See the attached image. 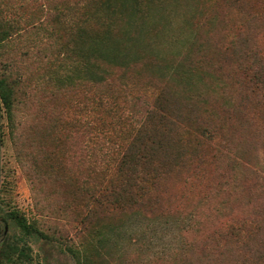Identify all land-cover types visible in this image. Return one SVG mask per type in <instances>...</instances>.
I'll return each mask as SVG.
<instances>
[{
  "label": "trees",
  "instance_id": "obj_1",
  "mask_svg": "<svg viewBox=\"0 0 264 264\" xmlns=\"http://www.w3.org/2000/svg\"><path fill=\"white\" fill-rule=\"evenodd\" d=\"M261 29L264 0H0V52L21 51L65 107V152L84 143L71 196L86 211L58 239L76 264H264ZM29 70L0 74L10 118ZM160 231L172 242L156 250ZM29 250L7 242L0 264Z\"/></svg>",
  "mask_w": 264,
  "mask_h": 264
},
{
  "label": "rangeland",
  "instance_id": "obj_2",
  "mask_svg": "<svg viewBox=\"0 0 264 264\" xmlns=\"http://www.w3.org/2000/svg\"><path fill=\"white\" fill-rule=\"evenodd\" d=\"M256 41L264 47L263 29ZM9 64L13 76L22 75L29 67L31 82L27 78V83H23L25 88L18 100L21 104L17 102L11 118L0 103V237L4 238L0 258L4 245L16 241L30 247L32 264H76L58 239L63 236L67 242L75 240L76 217H82L86 211L82 200L71 196L77 186L85 183L86 156L81 151L84 143L78 140L76 146L80 150L69 147L70 153L65 152L67 144L58 142L53 133L54 113L57 109L63 112L65 107L50 95L36 91L33 78L38 67L21 57V51L0 52V74ZM180 202L184 201L177 204ZM15 213L35 222L51 239L26 237ZM206 218L213 221L211 214ZM155 237L156 250L172 242V235L162 231ZM64 240L61 242L65 243Z\"/></svg>",
  "mask_w": 264,
  "mask_h": 264
},
{
  "label": "flooded vegetation",
  "instance_id": "obj_3",
  "mask_svg": "<svg viewBox=\"0 0 264 264\" xmlns=\"http://www.w3.org/2000/svg\"><path fill=\"white\" fill-rule=\"evenodd\" d=\"M0 140H1V116H0ZM4 243V238L0 237V246Z\"/></svg>",
  "mask_w": 264,
  "mask_h": 264
}]
</instances>
